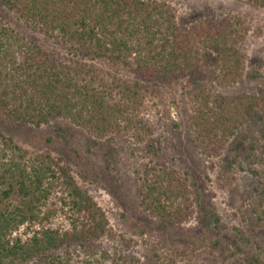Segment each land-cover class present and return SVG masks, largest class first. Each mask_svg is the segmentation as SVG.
<instances>
[{
	"label": "rangeland",
	"instance_id": "obj_1",
	"mask_svg": "<svg viewBox=\"0 0 264 264\" xmlns=\"http://www.w3.org/2000/svg\"><path fill=\"white\" fill-rule=\"evenodd\" d=\"M140 1L167 3L181 21L239 20V47L245 57L242 78L227 84L201 70L170 85H153L141 81L130 67L87 61L93 86L109 112L117 106L124 111L110 132L94 134L91 128L61 118L40 128L20 126L1 112L0 132L29 157L61 159L106 214L108 236L96 242L94 252H72L74 264H262L264 9L243 0ZM0 20L36 40L58 61L76 63L7 9L0 8ZM124 82L141 85L142 93L126 99L117 86ZM58 128L64 129L66 144L54 139ZM162 163L192 190L191 215L181 225L161 226L140 207L145 170ZM194 183L202 194L201 207ZM208 212L220 218L218 228L205 227ZM60 216L51 224L67 227Z\"/></svg>",
	"mask_w": 264,
	"mask_h": 264
},
{
	"label": "trees",
	"instance_id": "obj_2",
	"mask_svg": "<svg viewBox=\"0 0 264 264\" xmlns=\"http://www.w3.org/2000/svg\"><path fill=\"white\" fill-rule=\"evenodd\" d=\"M243 1L264 9V0ZM0 8L76 60L58 61L0 20V112L20 126L40 128L61 118L94 134L110 132L124 111L117 106L109 112L87 61L130 67L153 85H170L201 70L235 84L244 73L239 20L181 21L171 5L140 0H0ZM117 86L126 99L143 91L138 84ZM54 139L67 143L63 128L54 131ZM194 187L201 207L202 194ZM191 191L174 169L155 164L142 178L140 207L161 226L181 225L191 215ZM59 213L67 227L51 224ZM205 222L212 229L221 220L208 212ZM108 226L106 214L61 159L29 157L0 132V264H74L72 252H94Z\"/></svg>",
	"mask_w": 264,
	"mask_h": 264
}]
</instances>
